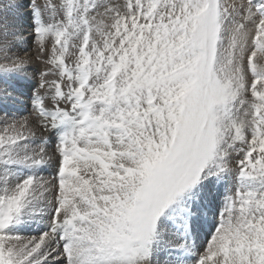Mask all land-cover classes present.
I'll list each match as a JSON object with an SVG mask.
<instances>
[{"label":"snow or ice","instance_id":"1","mask_svg":"<svg viewBox=\"0 0 264 264\" xmlns=\"http://www.w3.org/2000/svg\"><path fill=\"white\" fill-rule=\"evenodd\" d=\"M0 264H264V0H0Z\"/></svg>","mask_w":264,"mask_h":264}]
</instances>
